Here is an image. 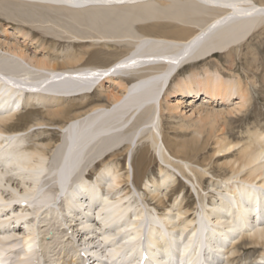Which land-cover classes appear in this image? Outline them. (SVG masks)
<instances>
[{"label": "bare ground", "instance_id": "1", "mask_svg": "<svg viewBox=\"0 0 264 264\" xmlns=\"http://www.w3.org/2000/svg\"><path fill=\"white\" fill-rule=\"evenodd\" d=\"M18 1L22 2L1 1L0 18L39 24L42 34L59 39L76 38L90 46L116 42L127 47L126 53L107 65L84 66L79 64L81 52L37 59L16 45H7L8 51L29 60L44 74L32 77L19 62L0 60V71L7 74L4 79L0 77V264H62L65 260L69 264H137L143 253L144 264H235L241 250L245 256L240 264H264V129H246L241 141H233L225 126L215 129V121L210 122V116L217 119L220 114L204 112L197 119L201 126L191 129L190 140L170 142L163 125L165 112L170 118L180 113V99L168 103L173 96L192 99L203 93L204 103L238 99L225 112L231 116L244 109L248 88L239 76L212 77L208 68L196 66L216 54L237 50L260 29L264 25V1ZM160 20L175 25L170 36L136 31L139 25ZM188 67L190 70L181 75ZM105 80L117 86V91H108ZM95 92L105 95L107 103L98 100L64 121L70 108L61 104L74 97L84 101ZM46 97L56 98L53 101L60 107L36 108ZM29 109L35 111L26 112ZM44 125L64 130L61 146L50 163L48 156L57 140L53 132L41 129ZM129 131L139 135L127 163L130 176L128 171L122 172L124 160L119 158L122 151L127 154L130 149L126 142ZM147 149H153L163 165L158 166L157 178L144 179V189L153 190L145 193L136 189V199L127 183L136 188V172L148 163ZM161 149L187 165L197 164L190 162L193 153L210 150L208 159H197V165L208 173L214 171L213 163L219 166L216 158L231 156L218 167L219 181L211 179L209 190L203 188L206 173L188 168L199 190L214 192L206 203L199 202L201 214L197 219L191 218L188 203L183 204L180 195L164 206L178 185L171 169L179 172L185 166L168 159ZM97 158L94 167L100 161L103 167L91 179L84 168ZM45 174L55 182V192L64 193L57 204H62L59 211L49 208L56 194L40 192ZM179 174L191 182L188 175ZM72 181L76 182L68 189ZM148 195L155 207L145 201ZM140 199L144 209L139 206ZM179 204V210L172 214ZM207 206L211 209L206 210ZM159 207L164 209L161 215ZM152 215V220L146 218ZM42 216L52 218L54 225L61 224L58 231H65L62 235L70 238L71 244L39 240L36 236L42 233H37L35 225L43 226ZM23 220L25 226L20 228ZM233 232L240 239L237 244L231 243ZM54 243L64 256L44 261L45 252Z\"/></svg>", "mask_w": 264, "mask_h": 264}, {"label": "rangeland", "instance_id": "2", "mask_svg": "<svg viewBox=\"0 0 264 264\" xmlns=\"http://www.w3.org/2000/svg\"><path fill=\"white\" fill-rule=\"evenodd\" d=\"M4 1V0H0ZM15 2H22L18 0H11ZM256 2H260V0H255ZM264 1V0H262ZM34 5H38L35 3H32ZM167 22V23H166ZM155 23V24H154ZM154 24V25H153ZM149 25V26H148ZM156 25V26H155ZM39 24H34L33 26L29 24H19V21L16 20H5L3 18H0V60L5 58L8 60H14L19 62L21 64L22 70H26L30 74V76L34 77L35 75H43L44 73L41 71H37L35 68H33V65L29 60L26 59H20L18 56L12 54L10 51L7 50V45L11 46L16 45L23 53L27 54L29 57H36L37 59L43 58L47 55H50L51 58L53 57H61V53H66L67 51H74L75 53H82L81 62L79 64L84 66H104L107 65L117 58L119 56L123 55L126 50V45L123 43H116L112 42L109 44H94L90 46V43H81V40L71 38L69 40L66 39H59L58 37H52L51 35H44L41 33V30L38 29ZM148 26V27H146ZM160 27V28H159ZM175 25H172L169 21L160 20L157 22H151L146 23L145 26L139 25L136 27V31L149 35V36H170L169 33L172 28H174ZM159 29V30H158ZM23 32V33H22ZM158 33V35H157ZM26 34V35H25ZM66 36L71 37V35L66 34ZM88 46V47H86ZM52 51V52H51ZM237 51V52H236ZM233 52V53H232ZM198 69L202 68H208L209 73L208 75L212 77H224L225 79L231 78L232 76H239L243 82L244 85H246L248 88V96L249 99L247 103H245L244 109H241L240 112H234L231 115H227L225 112L229 109H232L234 105L232 103L237 102L238 99L233 100L231 103H223L220 100H214L213 102H205L203 101V97L205 95L201 93V95L197 98H179L177 97H170L168 98V103L170 105L174 104L176 99H180L182 103L180 104L179 108V114H176L175 117L170 118L169 114L165 112L163 114V121H164V128H165V134L168 137V141H173V139L180 140L181 139H191L192 138V130L194 127L201 126L200 123H198V118L200 114H203L204 112H210V113H219L217 119H214L210 116V122L215 121V129L219 128L220 126H225V129L228 131L230 135V139L233 141H241L245 137L246 129H253V128H260L264 129V25L258 29L256 32H254L242 45L235 49V51H229L225 54H216L213 58H209L208 60L198 63L196 66ZM218 71H216V70ZM190 68H186L181 75L188 72ZM7 76L5 72L0 71V77H3V79ZM26 79V82H30V79L27 78V76L23 77ZM103 85L107 87L106 89L111 92H116L118 87L113 85L112 82L103 81ZM117 88V89H116ZM24 90L22 89V92ZM29 93V92H27ZM236 98V96H234ZM56 98L54 97H46L41 100L36 108H41V110H45L48 108L54 109L58 108L60 106L59 102L53 101ZM77 100V101H76ZM100 102H106L107 99L106 96H99L98 93H92L88 96V98L84 101H80L77 97L72 98V100L68 102H64V104H61L63 106H66L68 109V113L65 116V120H68L69 118H72L73 115H76L77 113H82L83 110L87 109V107L93 105L96 101ZM185 102V103H184ZM18 104V102H16ZM21 103V102H20ZM82 103V104H81ZM86 103V104H85ZM72 105V106H71ZM164 105V104H163ZM19 110H21V105L18 106ZM27 108V107H26ZM40 110V109H39ZM40 110V111H41ZM35 111L32 109L27 110L26 112ZM81 111V112H79ZM201 111V112H200ZM223 113V114H222ZM204 116V115H203ZM38 117V116H37ZM184 117L188 118L185 119ZM227 117V118H226ZM42 120L41 118H38ZM33 121V120H31ZM228 121V122H227ZM133 122L132 120L127 124L130 125ZM25 124H28V121L25 122ZM179 126H184V128H180ZM147 127V126H146ZM148 127H150L148 125ZM128 128V127H127ZM208 128V127H207ZM23 129V127L21 128ZM25 129V128H24ZM42 130H47L54 133V137L57 140V144L54 146V148L49 153V163L52 159V156L55 152V150L59 149L61 146V138L63 135L64 130L58 131L57 128H52L49 126H42ZM129 136H127L126 142L129 144L130 149L127 154H124L122 151L119 158L124 160V166H123V173L128 171V174L130 176L131 169L127 166L130 154L134 151V148L136 147V140L138 139L139 135L138 133L135 134L134 131H129ZM146 145V143H145ZM202 148V147H200ZM173 149H175L173 147ZM160 152H163L165 156L168 157L171 161L178 164L179 166H185L184 168L188 170L198 169L199 172L206 173L207 180L203 182V188L206 190H209V183L211 179L214 181H219V178L216 177V175H220L221 171L218 169V167H221V163L226 162L228 159L231 158V156L228 157H214L212 160L214 161L215 158L218 163V167L216 163H213L211 166H213V172L208 173L207 170L204 169V167H201L200 162L203 161V159H208L210 156V150L193 153L194 156H190L189 159H191L190 162H197L191 163V165H187L181 160L172 158L168 156L163 149H161ZM201 153V154H200ZM197 154V155H196ZM148 163L145 165V167H141L137 173L138 183L136 185V188L131 185V183H127L128 188L130 190V193L138 199V192H144L147 193L148 191H152L153 187H149V189H144V182L145 178H152L158 177V166L163 165L160 156L153 151V149H147L146 152ZM192 155V153L190 154ZM196 156V157H195ZM216 156V155H215ZM180 158V157H179ZM183 158V157H181ZM196 158V159H195ZM100 159V158H99ZM98 158L93 161L92 164H90L88 167L86 165L85 173H89V178H94V175H98L101 172V168L103 167L100 162L97 163L96 167H94V163L99 160ZM197 159L200 161L198 162ZM140 162V160H139ZM151 164V165H150ZM170 168V167H169ZM185 169H179V172H182L184 176L190 179L191 182L187 181L185 178L182 177L181 174L176 169H171L172 172H174V175L177 178L176 187L168 194V199L165 202V207H168L173 203L175 200V197H181L183 201V204H187V209H190V213H192L191 218L194 217L197 219L199 216V213L201 214V207L199 205V202L205 201L207 202L208 197L213 196L214 192L206 190L201 191L197 187V184L194 182L195 180L192 178L193 174L192 171H184ZM196 170V171H198ZM98 173V174H97ZM187 173V174H186ZM94 180V179H93ZM78 181V180H77ZM76 182V181H75ZM74 181L70 182L68 189L71 187L72 184L75 183ZM207 184V186H206ZM151 186V185H148ZM40 192L43 193L45 196H52L55 195V201L50 204L49 208H54L55 210L59 211V208H62V204L60 203V206H58V202H60L61 199H63L64 193L55 192V182L51 178L50 175L45 174L43 177L41 183H40ZM194 187L196 189H194ZM137 189V190H136ZM170 189V188H169ZM169 189H167V192H169ZM199 192V193H198ZM211 192V193H210ZM209 195V196H208ZM201 196V197H200ZM203 196V197H202ZM183 197V198H182ZM41 197L39 195L37 196V200H40ZM147 203H149V206L155 207V202L151 201L149 195L144 198ZM144 199H142L144 201ZM139 206H141V199L139 202ZM148 206V209L150 207ZM30 209H33L31 206H28ZM158 209V215H161L164 212V209L159 207ZM180 208L179 205H175L172 209V214H175ZM144 209V208H142ZM206 210H210L211 207H206ZM192 211V212H191ZM60 213V212H59ZM153 214V211H151ZM59 215V214H58ZM34 217V215H31V219ZM44 217V219H43ZM153 215L150 217L146 216L147 219L152 220ZM42 225H35V230L38 229L37 233L42 235H38L36 237L39 238V240L43 241V239L46 238L47 243L54 242L55 240L57 243H64V244H71L70 238H65L64 235L66 232L63 233L58 231V227L61 226V224L54 225V221L52 218H45V216H42ZM40 219V216L38 217V220ZM36 220V222L38 221ZM24 221L22 223H19L20 228H24L25 224ZM53 223V224H50ZM44 224L46 226H44ZM63 226V225H62ZM42 227V228H41ZM146 227V224L144 225V228ZM66 229L67 227H64ZM49 229V230H48ZM45 230V231H44ZM53 230V231H52ZM47 231L49 233H47ZM236 233V232H235ZM44 234V235H43ZM47 234V235H46ZM50 234V235H48ZM212 235V234H210ZM237 233H232L233 239L231 240V243L237 244L240 239ZM64 237V239H63ZM68 237V236H67ZM68 244V245H69ZM38 247V246H37ZM53 248V249H52ZM60 246L57 247L56 244H51V247L48 250V253L45 252V258H48L51 262H53V259H57L59 255L63 257L64 255H60ZM244 248V247H241ZM58 250V251H57ZM260 251L261 249L258 248ZM57 251V252H56ZM31 252L26 253L28 257H30ZM47 255V256H46ZM49 255V257H48ZM237 257L238 260H236L235 264H240L241 258H243L245 255L242 253V250L238 253ZM27 257V258H28ZM47 259V261H48ZM69 260H65L61 262L62 264H69ZM78 264V262H77Z\"/></svg>", "mask_w": 264, "mask_h": 264}]
</instances>
